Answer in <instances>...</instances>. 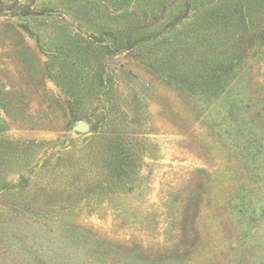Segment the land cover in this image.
Segmentation results:
<instances>
[{
  "label": "rangeland",
  "instance_id": "rangeland-1",
  "mask_svg": "<svg viewBox=\"0 0 264 264\" xmlns=\"http://www.w3.org/2000/svg\"><path fill=\"white\" fill-rule=\"evenodd\" d=\"M0 264H264V0H0Z\"/></svg>",
  "mask_w": 264,
  "mask_h": 264
},
{
  "label": "water",
  "instance_id": "water-1",
  "mask_svg": "<svg viewBox=\"0 0 264 264\" xmlns=\"http://www.w3.org/2000/svg\"><path fill=\"white\" fill-rule=\"evenodd\" d=\"M76 129L79 131V132H86L88 130V125L84 124V123H80Z\"/></svg>",
  "mask_w": 264,
  "mask_h": 264
},
{
  "label": "trees",
  "instance_id": "trees-1",
  "mask_svg": "<svg viewBox=\"0 0 264 264\" xmlns=\"http://www.w3.org/2000/svg\"><path fill=\"white\" fill-rule=\"evenodd\" d=\"M237 120H238V119H237ZM238 121H239V120H238ZM238 121H237V122H238ZM252 136H253V137H248L247 140H248V141H252V140L256 141V140H257V136H256L255 134H253Z\"/></svg>",
  "mask_w": 264,
  "mask_h": 264
}]
</instances>
